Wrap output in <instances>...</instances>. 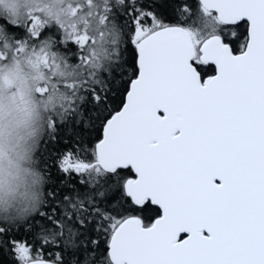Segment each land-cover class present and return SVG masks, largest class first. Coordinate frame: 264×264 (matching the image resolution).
<instances>
[{"label":"snow or ice","instance_id":"1","mask_svg":"<svg viewBox=\"0 0 264 264\" xmlns=\"http://www.w3.org/2000/svg\"><path fill=\"white\" fill-rule=\"evenodd\" d=\"M107 4L102 61L94 38L0 20V51L81 68L47 118L41 202L0 217V264H264V0Z\"/></svg>","mask_w":264,"mask_h":264},{"label":"rangeland","instance_id":"2","mask_svg":"<svg viewBox=\"0 0 264 264\" xmlns=\"http://www.w3.org/2000/svg\"><path fill=\"white\" fill-rule=\"evenodd\" d=\"M42 1L48 2L49 7L59 4L67 20L70 18V21L63 24L62 18H60L62 21H59L58 18L51 16L54 26L66 33L69 32V29V33H73L72 35L94 38L95 43L87 44V54L89 56L95 54L100 61L104 59L107 48L110 49L112 39H110V26L102 23V27H98L103 11H101L99 2H95V0H53L54 4L49 0H39L36 7L29 4L31 0H11V4H7L12 7L10 10L6 4L0 2V14L6 21L18 23L16 14L23 12V9L19 8L23 7L21 2H26L32 9L27 8L29 5L26 7L27 4L24 3L25 13H33L27 20H34L35 27L37 22L46 26L49 18L45 16L39 19L37 17V6H43L44 3L40 4ZM92 5H94V12L90 11L91 9L88 10V7L91 8ZM71 17L74 21H71ZM81 19L82 21L79 22ZM89 33H92L93 36H90L92 34L89 35ZM10 45L11 53L0 51V217L25 214L35 204L38 184L36 175L31 168L32 156L26 150L29 142L34 141L43 131L41 124L45 118V108H49L50 114L58 111L62 102L61 98L67 96L58 93L52 94L51 85L57 84L58 78L47 80L44 67L50 65L46 72L50 73L51 71L53 77L60 76L59 73H62L63 70L58 67L51 56L46 54L48 50L40 51L39 45H37L34 54L25 55L23 53L24 56L20 51L14 50L15 45H12L11 42H9ZM37 52L39 54H36ZM72 61L75 62V60ZM72 61L67 73H71V71L79 73L81 70L77 71L78 66L74 70L73 66L76 64ZM27 72L32 77L26 84L33 88L43 81L41 83L44 85L41 84L37 90L48 85L49 96L43 98L37 95H24L28 92H26L25 82L23 83L22 78L24 79L23 75ZM61 77L63 80H67V82H61L64 85L71 84L76 79L75 76L66 74L60 76V79H62ZM45 101L47 105H44L43 109L40 103ZM20 105H23L22 108Z\"/></svg>","mask_w":264,"mask_h":264},{"label":"trees","instance_id":"3","mask_svg":"<svg viewBox=\"0 0 264 264\" xmlns=\"http://www.w3.org/2000/svg\"><path fill=\"white\" fill-rule=\"evenodd\" d=\"M0 2L4 3L6 5L7 4H11V0H0ZM49 2L53 3V0H49ZM95 2H99L100 6H101V11H103V16H104L106 14L107 8H108L107 0H95ZM24 3H26V2H21V6H23V7L19 8V9H23V12H20V13L16 14V16H17V18L19 20V22H18L19 24L27 23L28 22L27 19L30 18L33 15V13H31V12L30 13H25L24 8H26L29 4H31L34 7H36L37 3H39V0H31V2L29 4L26 3L27 4L26 7H24ZM42 3H44L43 6L42 5L41 6H37V10H38L37 11V13H38L37 17L40 19V18L46 16V17L49 18V21H48L46 26L45 25L42 26V24L40 22H37L36 28H38L39 30L43 31L44 29H50L51 32H56L59 29L57 26L53 25V21H52L51 16H53L55 18H58L59 21L63 20V24H66V22L70 21V18L67 20V17L65 16L64 11L59 7V4L56 5V4L53 3L54 7H49V3L48 2L42 1L40 4H42ZM7 8L10 10L12 7L10 5H7ZM27 8L32 9L30 5ZM88 10L94 12V5H92L91 8L88 7ZM1 18L4 21H6L5 18L0 14V20H1ZM60 18H62V20ZM84 19H88V18H84ZM72 20L74 21V19L71 17V21ZM81 21H82V19L79 22H81ZM102 23L103 22L101 21V23L98 25V27H100V26L102 27V25H101ZM79 24H81V23H79ZM107 26H110V24H108ZM94 27H97V26H94ZM68 31L70 32L69 29H68ZM2 32L4 33V25L0 24V35H3ZM51 32L49 34H51ZM70 34H73V33H70ZM90 34H92V33H89V35ZM90 36H93V34L90 35ZM110 39H112V36H111ZM107 47H109V46H107ZM0 48H2V42L0 43ZM110 48H111V46H110ZM31 50H32V48H30L28 46H26L25 49H24V51H28L29 53L31 52ZM47 50H48L47 55H50L54 59L52 50L51 49H47ZM107 50H110V49L107 48ZM11 51H12V48L9 46L5 53H8V52L11 53ZM60 55L67 56L68 54L61 53V52H59V50H57V55L55 56V60H56V63L58 64V67L61 68L64 71V72L62 71V73H65L66 72L65 62L59 59ZM71 61H72V59H68V61H67L69 66L71 65ZM73 62L74 61H72V63ZM74 63L76 64L77 62L75 61ZM76 68H77V66L74 67L73 69L76 70ZM46 70H48V68L44 67V71L46 73L45 74L46 79L51 81V79H53V78L54 79L58 78L57 89H59V88L61 89V90H56V92L52 93V94H57L58 93L59 95H67L68 94V89L65 87L64 84L61 83V82H64V81L67 82V80H63V77H61L62 79H60V76H62L63 74L59 73L60 76L53 77V73L51 71H50V73L46 72ZM80 70H81V68L78 66L77 71H80ZM23 76H24L25 80L23 78H22V80H23V83L25 82V87H26L25 89H26V92H28V94H24V95H37L38 97H43V98L45 96H49L50 91H47L46 93L41 94V92H39L37 90V87H40V85L43 84V83H41L43 81H40L38 85H36L35 87L32 88L31 86L26 84L27 81L29 79H31V77H32L31 74L27 72V73H24ZM33 103H35V102H33ZM35 105H36V103H35ZM40 105L44 109L45 108L44 105H47V103H46V101L44 103L41 102ZM22 106L23 105H20V108H22ZM17 109H18V107H17ZM44 115H45V118L43 119V122L41 124L42 129H43L42 133L38 137H36L34 139V141L29 142V145H28L27 150H26L29 153V155L32 156L31 168L33 169V171H34V173L36 175L35 177H36V181H37V184H38L37 185V189H36L37 194H38L37 195V199H36L35 204L32 207L29 208V211H31V209L33 207L38 206V204L42 200L43 192H44L45 180H44V177H43L42 172H41V167L42 166L39 163V161H40V149H41L42 140L44 138V133H45V125L47 123V118L50 115V110H49L48 107L45 108V114Z\"/></svg>","mask_w":264,"mask_h":264},{"label":"flooded vegetation","instance_id":"4","mask_svg":"<svg viewBox=\"0 0 264 264\" xmlns=\"http://www.w3.org/2000/svg\"><path fill=\"white\" fill-rule=\"evenodd\" d=\"M1 20H3L2 18H1ZM3 33V32H2ZM4 34V33H3ZM7 35H9V36H13L14 34H12V33H8ZM1 43V42H0ZM37 50V49H36ZM36 50H31V52H30V54H34L35 53V51ZM36 54H39V52H37ZM50 66V65H49ZM49 66H46L47 68H49Z\"/></svg>","mask_w":264,"mask_h":264}]
</instances>
